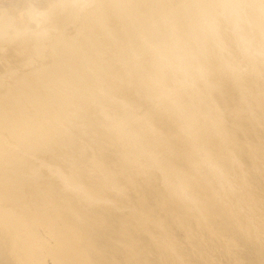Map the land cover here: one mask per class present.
Segmentation results:
<instances>
[{
  "label": "bare ground",
  "instance_id": "bare-ground-1",
  "mask_svg": "<svg viewBox=\"0 0 264 264\" xmlns=\"http://www.w3.org/2000/svg\"><path fill=\"white\" fill-rule=\"evenodd\" d=\"M0 264H264V0H0Z\"/></svg>",
  "mask_w": 264,
  "mask_h": 264
},
{
  "label": "rangeland",
  "instance_id": "rangeland-1",
  "mask_svg": "<svg viewBox=\"0 0 264 264\" xmlns=\"http://www.w3.org/2000/svg\"><path fill=\"white\" fill-rule=\"evenodd\" d=\"M4 1L10 2L11 0H4ZM59 141H60V138H57L56 146H60ZM151 258H152V259H157V255H156V253L152 252V253H151Z\"/></svg>",
  "mask_w": 264,
  "mask_h": 264
}]
</instances>
